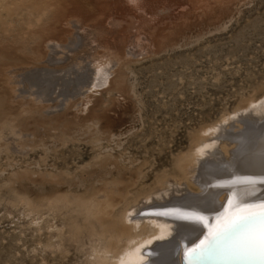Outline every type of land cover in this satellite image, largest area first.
Wrapping results in <instances>:
<instances>
[{
  "label": "rangeland",
  "instance_id": "374dc122",
  "mask_svg": "<svg viewBox=\"0 0 264 264\" xmlns=\"http://www.w3.org/2000/svg\"><path fill=\"white\" fill-rule=\"evenodd\" d=\"M262 98L264 0H0V264H92L76 200L148 190Z\"/></svg>",
  "mask_w": 264,
  "mask_h": 264
},
{
  "label": "bare ground",
  "instance_id": "6f19581e",
  "mask_svg": "<svg viewBox=\"0 0 264 264\" xmlns=\"http://www.w3.org/2000/svg\"><path fill=\"white\" fill-rule=\"evenodd\" d=\"M92 73L97 88L109 82L111 69L93 63ZM47 81L40 79L44 96ZM224 120L216 129H201L194 146L176 159V172L162 174L148 190L131 197L127 191L114 200L111 184L75 201L94 225L92 264H264L257 243L264 240V98ZM115 206L120 209L114 215ZM240 215L243 219L222 232ZM212 235L211 247L192 255Z\"/></svg>",
  "mask_w": 264,
  "mask_h": 264
},
{
  "label": "snow or ice",
  "instance_id": "6c2138e0",
  "mask_svg": "<svg viewBox=\"0 0 264 264\" xmlns=\"http://www.w3.org/2000/svg\"><path fill=\"white\" fill-rule=\"evenodd\" d=\"M241 219H243V215L234 217L231 220L230 223H228L227 225H225V227L222 230V232H224L225 230H227L228 228H230L233 224L237 223ZM206 239L208 240L207 245L205 244V241L202 240L199 245H197L194 249L191 250L192 255H194V256L200 255V254H202V252L204 250H206L207 248L211 247V245H212L211 241L214 240V239H216V235H212L210 238H206ZM257 243H258L259 247L261 248V250H264V240L257 241Z\"/></svg>",
  "mask_w": 264,
  "mask_h": 264
}]
</instances>
